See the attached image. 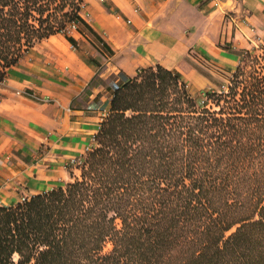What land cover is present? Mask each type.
<instances>
[{"label": "trees", "instance_id": "1", "mask_svg": "<svg viewBox=\"0 0 264 264\" xmlns=\"http://www.w3.org/2000/svg\"><path fill=\"white\" fill-rule=\"evenodd\" d=\"M83 3L0 0V82ZM224 77L198 97L160 66L122 79L80 175L0 207V264H264V45Z\"/></svg>", "mask_w": 264, "mask_h": 264}, {"label": "crops", "instance_id": "2", "mask_svg": "<svg viewBox=\"0 0 264 264\" xmlns=\"http://www.w3.org/2000/svg\"><path fill=\"white\" fill-rule=\"evenodd\" d=\"M82 22L29 48L0 82V207L72 181L112 82L160 66L190 94L219 88L264 40V0H84ZM29 90L45 101L15 94Z\"/></svg>", "mask_w": 264, "mask_h": 264}, {"label": "built area", "instance_id": "3", "mask_svg": "<svg viewBox=\"0 0 264 264\" xmlns=\"http://www.w3.org/2000/svg\"><path fill=\"white\" fill-rule=\"evenodd\" d=\"M84 9V3L81 5V12L83 11ZM80 14V13H79ZM77 27L76 24L74 23H71V24H68L66 26V28L64 29L63 33L69 35L71 31L75 30ZM261 45H264V40H259L258 39V42L255 46V48H258V46H261ZM139 72V71H138ZM120 87V83L119 82H112L111 84V90H112V94L118 90ZM16 95L18 96H23V97H27V98H30V99H33V100H36V101H45L46 99H43L41 97H38L37 95H35L34 93L30 92L29 90H25V89H22V90H17L15 92ZM87 110H92V111H98L99 112V116H98V120H99V125L101 122H103L105 120V118L108 116L109 114V106L108 107H102V105L98 104V103H91L87 106ZM95 143V140H94V136L93 138L91 139V142L89 145H87L84 149V153H82L81 155L77 156V157H73V158H70L67 162V168H80L82 165H83V162H84V155L90 151L93 147ZM30 197H25V196H22L18 203H23L25 201H27ZM17 203V204H18Z\"/></svg>", "mask_w": 264, "mask_h": 264}, {"label": "rangeland", "instance_id": "4", "mask_svg": "<svg viewBox=\"0 0 264 264\" xmlns=\"http://www.w3.org/2000/svg\"><path fill=\"white\" fill-rule=\"evenodd\" d=\"M38 43V42H37ZM37 43H35L34 45H36ZM257 50V49H256ZM259 50H257V52H258ZM254 52V51H253ZM227 79L225 78L224 80H223V82H221V84H223L224 85V88H225V86L227 85ZM218 89L219 88H217V89H215L214 91H218ZM189 93V92H188ZM189 95L190 96H193V97H198V96H200V94H190L189 93ZM70 174H71V180H73L74 178H76V177H78L79 175H80V170L78 169V168H76V169H74V168H72L71 169V171H70ZM231 231H233V230H231ZM230 233V232H229ZM110 248V245L107 243L106 245H105V247H104V251H107L108 249Z\"/></svg>", "mask_w": 264, "mask_h": 264}]
</instances>
